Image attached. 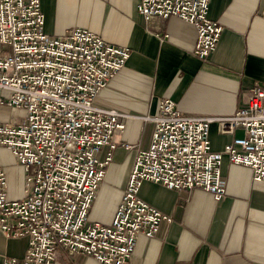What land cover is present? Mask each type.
Returning a JSON list of instances; mask_svg holds the SVG:
<instances>
[{"label": "built area", "instance_id": "built-area-1", "mask_svg": "<svg viewBox=\"0 0 264 264\" xmlns=\"http://www.w3.org/2000/svg\"><path fill=\"white\" fill-rule=\"evenodd\" d=\"M137 4L145 20L177 16L192 24L197 58L214 51L222 26L208 17L209 0ZM43 26L40 0H0V112L3 107L26 112L20 121L12 115L0 120V146L22 168L25 186L22 198L10 200L0 164V232L25 239L27 246L22 258L5 256L2 264H54L59 247L100 264H130L138 236L151 238L162 220L172 221L138 196L144 180L173 190L199 188L219 202L226 196L221 172L226 155L232 164L249 166L254 181L264 182V86L252 88L244 106L230 115L185 116L174 99L162 97L157 112L144 117L154 123L151 141L135 151L111 223L89 222V209L119 144L113 134L124 131L122 118L128 116L94 102L126 65L130 49L108 44L85 28L55 36ZM212 123L223 134L240 128L242 136L212 151Z\"/></svg>", "mask_w": 264, "mask_h": 264}, {"label": "crops", "instance_id": "crops-1", "mask_svg": "<svg viewBox=\"0 0 264 264\" xmlns=\"http://www.w3.org/2000/svg\"><path fill=\"white\" fill-rule=\"evenodd\" d=\"M139 0H40L43 30L63 36L73 28L97 32L108 43L128 47L126 65L101 89L94 104L116 109L127 118L112 162L106 168L89 222L109 225L126 187L136 149L148 148L158 100L174 99L182 115H230L244 106L252 88L264 86V0H209L208 17L222 34L206 58L193 54L196 32L177 16L148 20L138 14ZM212 151L222 150L236 129L223 134L212 123ZM130 143L126 151L121 144ZM107 147L99 151L103 158ZM225 197L199 188L173 190L144 180L138 196L168 214L151 238L138 236L130 264H264V182L252 179L248 166L221 162ZM26 240L0 232V264L5 256L22 258ZM54 264H100L91 256L68 255L60 247Z\"/></svg>", "mask_w": 264, "mask_h": 264}, {"label": "rangeland", "instance_id": "rangeland-1", "mask_svg": "<svg viewBox=\"0 0 264 264\" xmlns=\"http://www.w3.org/2000/svg\"><path fill=\"white\" fill-rule=\"evenodd\" d=\"M3 98L6 99L5 95ZM0 120H8L9 116L12 115L17 121H20L26 116L25 110L18 108H1ZM0 164L7 172L8 177V197L9 199H20L23 196L24 190V173L22 168L18 165L15 157L12 156L11 152L6 148L0 146Z\"/></svg>", "mask_w": 264, "mask_h": 264}]
</instances>
